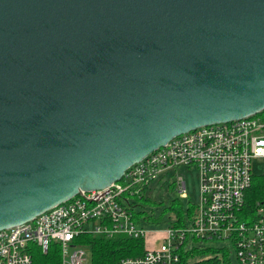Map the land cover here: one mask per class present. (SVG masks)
<instances>
[{
	"label": "water",
	"instance_id": "obj_1",
	"mask_svg": "<svg viewBox=\"0 0 264 264\" xmlns=\"http://www.w3.org/2000/svg\"><path fill=\"white\" fill-rule=\"evenodd\" d=\"M262 112L264 0H0V231Z\"/></svg>",
	"mask_w": 264,
	"mask_h": 264
},
{
	"label": "built area",
	"instance_id": "obj_2",
	"mask_svg": "<svg viewBox=\"0 0 264 264\" xmlns=\"http://www.w3.org/2000/svg\"><path fill=\"white\" fill-rule=\"evenodd\" d=\"M264 159V112L247 119L200 127L173 138L103 189L82 192L24 224L0 231V264H33L36 251L59 250L60 264H88L84 236L124 235L145 240L142 256L119 264H179L183 252L200 243L227 240L237 264H264V212L242 217L252 185L253 163ZM195 166L200 177V205L188 223L169 227L161 245L133 218V198L160 174ZM179 192L187 188L179 183ZM227 248V247H222ZM228 249V248H227ZM231 254V251H230Z\"/></svg>",
	"mask_w": 264,
	"mask_h": 264
},
{
	"label": "trees",
	"instance_id": "obj_3",
	"mask_svg": "<svg viewBox=\"0 0 264 264\" xmlns=\"http://www.w3.org/2000/svg\"><path fill=\"white\" fill-rule=\"evenodd\" d=\"M146 201L149 202L151 200L149 198ZM135 206L136 204L134 203V207L130 209H132L133 218L139 224L141 219L156 224L159 223V219L149 216L148 213L146 217L144 212L136 211ZM167 209L176 212V220L171 223L170 227H181L188 223L194 207L190 204L186 215L181 201L174 199ZM260 209L264 212V174H258L253 177L252 185L246 192L242 217L246 220L256 218ZM82 240L86 247L89 248L90 258L88 264H119L121 259L142 256L146 250L143 238L136 239L124 235H118L113 238L84 236ZM60 260L59 250L55 247L50 248L47 252L38 249L33 255V264H60ZM179 264H235V262L229 249L218 248L216 245L202 242L192 250L183 252L182 261Z\"/></svg>",
	"mask_w": 264,
	"mask_h": 264
},
{
	"label": "rangeland",
	"instance_id": "obj_4",
	"mask_svg": "<svg viewBox=\"0 0 264 264\" xmlns=\"http://www.w3.org/2000/svg\"><path fill=\"white\" fill-rule=\"evenodd\" d=\"M252 170L253 174L256 175L264 174V159L256 160L253 163ZM180 181H183L186 184V196H183L179 192L178 183ZM142 197H144V199H142ZM149 198L151 201H146ZM174 199L181 201L182 206L186 211V215L190 204L195 207L200 205V177L198 169L195 166L189 168L178 167L160 174L158 178L151 183L147 190L142 192L140 196L133 198V201L136 204V211L144 212L146 217L148 213L149 216L159 219L158 224L145 219H141L140 223V225L146 228L147 231L155 232V235H150V237L155 240L153 245H155L156 242H158L159 245L162 244L165 231L168 230L171 223L176 220V212L167 209L170 207L171 202ZM209 244L216 245L218 248L223 246L227 247L231 251L232 259L235 264H237L235 249L229 241L215 240L209 242ZM86 251L89 253V250Z\"/></svg>",
	"mask_w": 264,
	"mask_h": 264
}]
</instances>
